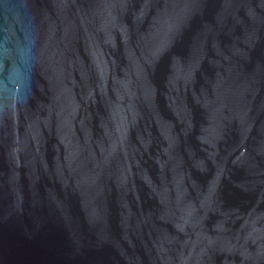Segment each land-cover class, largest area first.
Returning <instances> with one entry per match:
<instances>
[{
  "label": "water",
  "instance_id": "obj_1",
  "mask_svg": "<svg viewBox=\"0 0 264 264\" xmlns=\"http://www.w3.org/2000/svg\"><path fill=\"white\" fill-rule=\"evenodd\" d=\"M0 264H264V0H0Z\"/></svg>",
  "mask_w": 264,
  "mask_h": 264
}]
</instances>
